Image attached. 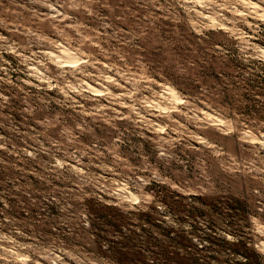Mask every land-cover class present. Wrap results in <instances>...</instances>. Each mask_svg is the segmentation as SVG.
I'll return each instance as SVG.
<instances>
[{"label": "rangeland", "instance_id": "374dc122", "mask_svg": "<svg viewBox=\"0 0 264 264\" xmlns=\"http://www.w3.org/2000/svg\"><path fill=\"white\" fill-rule=\"evenodd\" d=\"M0 264H264V0H0Z\"/></svg>", "mask_w": 264, "mask_h": 264}, {"label": "trees", "instance_id": "16d2710c", "mask_svg": "<svg viewBox=\"0 0 264 264\" xmlns=\"http://www.w3.org/2000/svg\"><path fill=\"white\" fill-rule=\"evenodd\" d=\"M250 111H251V109L248 110V112H250Z\"/></svg>", "mask_w": 264, "mask_h": 264}]
</instances>
